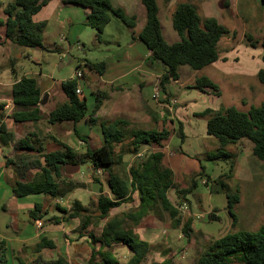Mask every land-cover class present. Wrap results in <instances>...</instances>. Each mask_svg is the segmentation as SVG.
Listing matches in <instances>:
<instances>
[{
	"label": "rangeland",
	"instance_id": "obj_1",
	"mask_svg": "<svg viewBox=\"0 0 264 264\" xmlns=\"http://www.w3.org/2000/svg\"><path fill=\"white\" fill-rule=\"evenodd\" d=\"M4 1L5 8L14 2V0ZM211 1L209 14L217 18L231 33L223 37L219 46L220 54H225L233 48V51L228 53L226 62L209 65L199 71L189 66H181L179 68L180 82L168 81L165 85L167 89L165 92L161 89L162 78L157 79L155 88L159 89L158 97L153 99L151 90L148 93L151 106L146 104L142 108H135L136 111H124L126 109L99 111L98 117H96L97 114L95 115V123L82 121L77 125L79 134L90 137L88 145L92 149H97L103 144L101 132L103 122L123 120L127 123L119 127L125 131V149L131 140L128 137L132 131L138 129L168 131V137L162 143L142 147L139 151L143 155L141 158H138L136 153L131 154L125 151L123 162L114 168L115 172L130 181V169L145 162L151 154L168 152L175 155L173 159L175 165L172 167L174 187L168 191V198L176 207L183 204L187 206L186 211H180V226H174L169 214L163 211L159 204L152 207L141 220H132L128 213L133 215L140 207L137 193L133 195L131 202L120 209L112 210L108 218L111 220L115 216L122 219V228L144 234L145 239L150 240L151 251L142 264L161 263L164 260H171L173 264H194L214 241L233 232L257 231L264 224V161L254 156L253 143L248 139H243L235 145L221 148L218 140L207 134L206 126L210 117L197 116L206 109L223 114L230 107L247 113L252 107H258L264 102V85L257 78L259 70L264 68L262 61L264 49L261 45L250 46L246 39L247 35H251L255 40H264V4L262 0H230L232 6L230 10H227L224 9L222 3H219V0ZM230 1L226 0L225 5ZM158 3L162 10L161 0H158ZM110 16L111 21L99 41L96 39L97 32L86 24L83 8L66 4L62 12L40 33L46 50L25 48L23 54L14 57L16 60L13 66L17 76L22 78L31 75L37 78L43 90H54L57 102L62 100L61 84L72 80L76 73L81 71L85 77L77 82L84 88L89 113L97 101V97L92 96L89 91V84L90 80L93 77L97 79L98 75L91 73L86 67L87 62L105 63L107 66L109 63L120 62L126 74L134 65L143 66L142 69L151 67L162 77L166 73V67L158 61L147 58V48L143 43L141 46L132 47V34L128 27L114 15ZM163 25L166 42L170 44L178 41L179 37L172 27L171 20L168 22L163 20ZM234 32L236 37H233ZM11 52L12 48L9 46H0V70L3 72L0 74V83L13 80L14 73H12V66L8 60ZM61 63L63 67L60 66ZM128 75L121 80L122 83L133 82L137 77L136 72ZM204 76L210 78L218 86L219 96L212 90L208 91L212 93L210 95L193 88L196 79ZM100 89L106 90L104 85ZM102 93L97 94L100 95V100H103ZM135 94L136 88L131 86V90H126L121 96L126 95L125 97L128 98ZM164 94L166 97L163 98ZM170 98L176 101L171 110L167 107ZM150 112L156 115V121L153 120ZM71 125L72 123L69 122L55 125L52 130L53 135L58 134L61 126L60 128H65L64 140L71 143L74 141L77 144L80 139L67 128ZM41 126L45 131L48 125L44 121ZM180 129L183 130L184 138L181 137ZM69 134L71 139H67ZM48 140L47 137L44 139L45 142ZM76 146L79 153L85 154L87 144L82 141L80 146ZM221 152L229 156L211 158L220 155ZM80 175L81 177L73 181L79 187L76 198L87 203L89 214L97 216L95 203L101 191L111 196L107 186L109 173L93 169L88 176L86 170L83 169ZM93 175H97L100 183L93 181ZM193 180L197 182L196 187H192ZM223 183L228 186L230 193L239 195V203L234 209L237 218L234 225L228 211L227 192L222 187ZM184 189H191V192L183 198L178 191ZM211 215L215 218L211 219ZM198 216L203 217L198 219ZM5 219L7 220V217L0 214V225ZM189 219L192 220V230L190 238H187L182 228ZM106 221L94 222L91 229L98 230L99 234V229ZM41 223L43 227L44 222ZM74 233L76 231L72 232L73 235ZM56 235L57 238L59 237L56 239L60 248L50 254L57 257L63 252L69 264H90L92 245L86 236L80 237L76 233L75 236L70 235L73 237L71 239L69 235L66 238H63L61 233ZM74 238L79 241V244L75 246L69 244V242H74ZM71 247H74V253H78V259L70 252ZM112 252L121 264L129 262L131 255L123 249V245H115ZM96 261L92 264H96Z\"/></svg>",
	"mask_w": 264,
	"mask_h": 264
},
{
	"label": "trees",
	"instance_id": "obj_2",
	"mask_svg": "<svg viewBox=\"0 0 264 264\" xmlns=\"http://www.w3.org/2000/svg\"><path fill=\"white\" fill-rule=\"evenodd\" d=\"M49 0H14L6 8L8 20L5 23L6 38L24 47H44L40 33L44 29V24H35L33 17L38 14L44 3ZM83 7L91 9V13L86 18V24L97 32L96 39L101 40V35L111 21V14L121 20L128 28H135V17H128L123 8L114 7L111 0H67ZM146 8L147 19L138 38L151 52L150 58L162 63L166 67V73L161 79V89L165 92V85L170 80L180 78L179 68L189 66L191 69L199 71L215 63L220 58L219 45L223 37L231 34L229 30L219 23L216 18H201L197 8L189 3H180L176 6L172 16V26L180 40L169 44L165 41L159 18V7L157 0H142ZM236 37V33H233ZM250 46L261 45L264 49V40L258 41L251 35H247ZM264 63V54L262 55ZM89 70L103 74L105 63H86ZM257 78L264 85V68L259 70ZM78 83L75 79L62 83L63 92L67 101L52 111L48 116L50 125L63 124L66 122L73 124V132L83 141L86 152L79 160V154L67 143L57 141L60 149L55 152L41 154L42 163L36 162L33 165L40 169L37 177L31 181H22L20 170L17 168L19 180L16 181L13 191L18 197L29 195H45V202L35 204L29 217L33 222L43 218L47 211H44L48 198L57 199L72 191L77 185L62 178V169L65 166H76L90 163L94 171L102 170L108 172L109 178L107 186L111 196H107L101 191L95 203L97 216L89 214L88 207H85L79 200L71 202L70 209L57 205L58 212L63 214L61 217L49 218L47 221L51 225L59 226L63 222L71 219H78L80 225L78 234L80 237H87L92 245L89 262L92 264H121L119 259L113 254L114 244H124L132 254L127 264H142L151 251L152 245L143 241L132 230L122 228L123 220L113 217L110 213L113 209L121 207L132 201L133 195L138 194L139 209L135 214L128 213L132 220L139 221L150 212L151 208L160 205V208L167 212L175 227L180 226V211L168 198V191L174 187L173 173L163 164L164 153L156 152L151 154L142 164L130 169L131 180L123 178L114 168L124 160L125 151L136 155L142 147L152 144H160L168 137V131L138 129L131 132L128 139L129 143L124 147L126 138L125 131L119 127L127 125L123 120L101 125L104 143L97 149H92L87 136L79 134L77 124L86 121L95 123V115L99 112L102 100L100 95L96 97V104L91 112H88L86 98L81 99L77 93ZM193 88L201 92L212 90L216 95H220L218 86L209 78L201 77L196 79ZM102 97L108 96L106 93ZM12 101L15 111L12 118L15 122H37L42 116L39 111L41 102V92L37 87L36 81L32 78H22L13 85ZM4 105H0L3 109ZM197 116H209L206 131L208 136L218 140L221 148L235 145L243 139H248L253 143V154L261 161H264V102L258 107H252L249 112H242L235 107L227 108L223 114L215 113L212 109H206ZM183 127V124H180ZM4 128V127H3ZM2 127L0 132H2ZM181 137L184 138L183 130L180 129ZM39 142L37 135L29 133L24 139L16 142L18 150H36L30 144ZM120 147V148H119ZM40 153L41 150L39 149ZM120 152V153H118ZM220 156L228 157L229 154L220 153ZM93 181L100 183L97 175L92 176ZM197 182L193 180L192 187H196ZM228 199V211L233 219V225L237 218L235 206L239 203L238 193H230L226 184ZM191 192V189L178 191L184 198ZM211 219L215 216L211 215ZM94 219L97 223L107 220L104 226L95 231L89 230L94 226ZM46 221V222H47ZM192 230V220L189 219L183 226L182 232L185 237L190 238ZM99 245V247H97ZM57 247L52 240L42 237L34 248L35 252L43 249L55 250ZM98 258V259H96ZM7 260L6 242L0 241V264ZM20 261V260H19ZM21 262V261H20ZM264 264V224L257 231H238L225 235L221 239L214 241L209 249L199 256L194 264ZM40 264H69V262L59 257L52 261H42ZM95 264V263H94ZM151 264H173L171 260H164L161 263Z\"/></svg>",
	"mask_w": 264,
	"mask_h": 264
},
{
	"label": "crops",
	"instance_id": "obj_3",
	"mask_svg": "<svg viewBox=\"0 0 264 264\" xmlns=\"http://www.w3.org/2000/svg\"><path fill=\"white\" fill-rule=\"evenodd\" d=\"M111 1L114 7L123 8L128 17L136 18L135 28L134 29L128 28L130 33L132 34L131 46L132 47L141 46L143 42L139 40L138 35L144 28L147 19L146 8L143 5L142 0H119V1L111 0ZM262 1L264 4V0ZM4 2H5L4 0H0V46H9L10 48H12V52L8 55V60H10V64L12 66V73L14 74L12 76L13 80H9L6 83H0V105H4V108L0 109V128L2 127L3 129L2 132H0V214L5 215L7 217V220L5 219L4 223L0 225V241L1 240L5 241L7 248V260L3 264H40L42 261H52L58 259L59 257H63L66 259V256L63 252H61V255L57 257H55L53 254H50L53 253L56 249L58 250V248H60L57 242V239H59V237L57 238L56 234L61 233L63 238H66L67 235H69V238L72 239L73 237H71L70 235H73L72 234L73 231L74 232L76 231V233L78 234L77 230L80 225V221L78 219H71L67 222H63L59 226H54L51 225L50 222L47 220L49 218L63 216V214L58 212V209L56 207L57 205L70 209L71 202L74 200H79L76 198V192L78 188H75L72 191L66 193L63 197H59L57 199L48 198L46 207L44 209V211H47V213H45L42 219L33 222L29 217V212L34 209L35 204L37 203L41 204L45 202L46 200L45 195L38 194V195H29L26 197H18L17 195H15L13 188L15 186L16 181L19 180L20 178L18 177L16 166L12 165L11 163L20 165L18 169L21 172L20 174H23L21 176L22 181H31L35 177H37L38 173L40 172V169L36 168L33 165V163L36 162L42 163L43 159L40 156L41 154L58 151L60 149V146L58 145L57 141L67 143L68 145L73 147L75 151L79 154V160L84 153L83 154L79 153L78 151L79 149L76 146V145L80 146L82 141L79 140L78 143L75 144L74 141L71 143L68 142L67 140H64L65 136L63 134L65 128L63 127L60 128L62 125L58 129L59 130L58 134L53 135L52 130L55 128V125H50L48 123L49 114L67 101V98L62 89V84H61V91L63 92L62 100L56 102L57 98L54 94V90H47V89L43 90V88H41L42 84L40 85L37 78L31 75L23 76L22 78L25 77V78L34 79L36 81L37 87L41 92V102L39 103V111L42 118L37 122H15L13 120L12 118L13 113L15 111H21V109L15 108V105L13 104L12 89H13V85L22 79L17 76L16 69L13 66L15 65V60H16L14 57L19 54L20 55L23 54L25 48H39L46 50V47L44 46L42 38L41 41L44 46L43 48L20 46L15 42L6 38L5 23L8 20V17L6 14V8L5 6H3ZM225 2L226 0H219V3L223 4L222 6H224V9L230 10L232 6L231 1L229 4L227 3L226 5ZM161 3L163 7L162 10L157 0V4L159 7V18L161 22L162 35L164 30L163 20H165V22L171 20L172 22V16L174 10L176 6L180 3H189L195 6L201 18L213 17L211 14H209V9L212 4L211 0H161ZM66 4H72L82 7L86 18L91 13L90 8L83 7L75 3H70L67 0H49L48 2L43 4L38 14H36L33 17V22L37 25L44 24V27L46 29V27L48 26L47 24L53 19H55L56 16L60 14V12H62ZM201 13L203 14V17ZM219 23L221 24V22ZM163 37L165 39L164 35ZM231 51H233V48L229 50L230 53ZM229 52L225 54H220L219 60H217L213 64L218 65L220 64V62L223 63L226 62V59L229 56L228 55ZM150 56H151V52L147 49V58L151 59ZM11 59L12 60L14 59V61H12ZM130 63L132 62L130 61ZM60 66L63 67V64L61 63ZM142 68L143 66L140 65L132 66L131 71L128 74L136 72L137 77L134 78L133 82L126 81L124 83H122L121 80L125 79L129 75L126 74V72H124V66L120 62L116 64L114 62L112 64L109 63V66H107L106 64L103 74H99L96 71L90 70L91 73H94L96 76L98 75L99 78L96 79V77H93L92 80H90L91 82L89 84V88H90L89 91L91 95L96 97L98 92H103L108 94V96L103 97L102 105L99 111H118L123 109H126L124 111H136L135 108L138 107L142 108L146 104L151 106L148 101L149 90L152 91V98L154 99L156 97L155 84L157 82V79L162 77H160V75L151 67H145L144 69ZM2 73L3 72L0 70V74ZM73 79H75V77ZM175 82H180V78ZM102 85H104V88H106V90L100 89ZM81 86L82 85L78 83L77 87L82 90V95L79 97L81 99H84L86 97L85 91L83 86L82 88ZM131 86L136 88V94L134 96H129L128 98L125 97L126 95L121 96L126 90L130 91ZM208 91L209 90H206V92L211 95L212 93ZM164 97H166V94H164L163 98ZM150 113L153 120H155L156 115H154L153 112ZM96 117H98V114L96 115ZM44 121L48 125L45 131H43L41 126V123ZM67 128H69L68 131L73 132L74 129L73 124L71 125V127H67ZM29 133H34L35 135H37L39 142L30 144L31 146L35 147L36 150L16 149V142L21 139H24L26 135ZM46 137L49 139L47 142L44 141ZM69 138L71 139L70 134L67 135V139ZM88 139H90V137H88ZM103 143H104V139H103ZM39 149L41 150L40 153L38 152ZM164 154L165 157L163 163L167 168H169L172 171L173 169L172 167L173 165H175V162L173 160L175 158V155L173 153H168V152H164ZM83 169L86 170L87 175L90 176L91 170L93 171L94 167L90 163L80 164L76 166H65L62 169V178L64 179L67 178L68 181H72V182L76 181L77 177H81L80 174L83 172ZM80 202L85 207H87V203H83L82 201ZM124 205L125 204H123L119 208H116V210L122 208ZM111 214L112 211L110 213V216ZM42 221L44 222V226L43 227L41 226L40 228L37 227V223ZM89 230H91V228ZM76 233H74L73 236H75ZM134 234L138 235L141 240L146 241L150 245H152L150 240L145 239L144 234L135 233V232ZM42 237H47L49 240H52L57 248L55 250L43 249L39 252H35L34 248L36 247L37 243H39ZM77 238H74V242L73 241L72 242L67 241V242L75 246V244H79ZM115 245L116 244H114V246ZM118 245H123V249L126 250L127 253L132 256L127 246H125L124 244H118ZM74 251H75L74 247H71L70 252L73 253V257L78 259V253L76 252L74 253Z\"/></svg>",
	"mask_w": 264,
	"mask_h": 264
},
{
	"label": "built area",
	"instance_id": "obj_4",
	"mask_svg": "<svg viewBox=\"0 0 264 264\" xmlns=\"http://www.w3.org/2000/svg\"><path fill=\"white\" fill-rule=\"evenodd\" d=\"M84 78V74L81 72V71H78L75 75V80H80V79H83ZM76 93L78 96H81L82 95V90L80 88L77 87L76 89ZM158 94H159V89L158 88H155V95H156V98L158 97ZM176 104V101H174L173 99H169V104H167V107L171 110L172 109V106ZM143 155L141 153H139L137 155L138 158H141ZM179 211H186L187 210V206L186 204H183L182 206L178 207ZM203 216H198V219H201ZM43 224L41 222L38 223V227L40 228ZM181 238H183V235H181Z\"/></svg>",
	"mask_w": 264,
	"mask_h": 264
}]
</instances>
